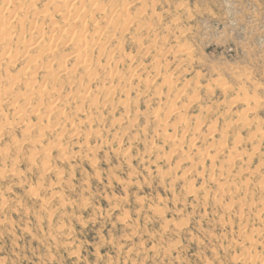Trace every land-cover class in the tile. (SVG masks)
I'll return each mask as SVG.
<instances>
[{
    "label": "rangeland",
    "instance_id": "374dc122",
    "mask_svg": "<svg viewBox=\"0 0 264 264\" xmlns=\"http://www.w3.org/2000/svg\"><path fill=\"white\" fill-rule=\"evenodd\" d=\"M0 264H264V0H0Z\"/></svg>",
    "mask_w": 264,
    "mask_h": 264
},
{
    "label": "bare ground",
    "instance_id": "6f19581e",
    "mask_svg": "<svg viewBox=\"0 0 264 264\" xmlns=\"http://www.w3.org/2000/svg\"><path fill=\"white\" fill-rule=\"evenodd\" d=\"M245 243V242H244ZM246 255V254H245Z\"/></svg>",
    "mask_w": 264,
    "mask_h": 264
}]
</instances>
